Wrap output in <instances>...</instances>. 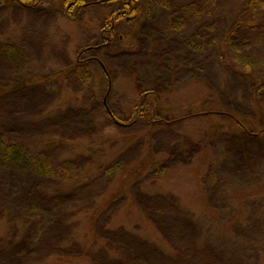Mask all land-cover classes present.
Instances as JSON below:
<instances>
[{
	"label": "rangeland",
	"instance_id": "obj_1",
	"mask_svg": "<svg viewBox=\"0 0 264 264\" xmlns=\"http://www.w3.org/2000/svg\"><path fill=\"white\" fill-rule=\"evenodd\" d=\"M236 2L152 0L143 17L132 23L134 38L86 51L104 42L101 7L87 6L67 14L61 0H40L33 6L0 1V140L8 136L20 143L15 156L0 151V210L35 221L32 225L20 222L7 231L0 264H42L43 260L34 259L44 250L43 230L60 214L68 217L77 213L89 201L95 205L97 194L111 176L87 179L84 185L79 182L71 187L74 192L66 189L83 162L77 148H87L85 133L90 127L115 138L134 135V140L126 137L132 145L123 150V165L138 156L148 142L163 158L171 150L183 152L191 140H200L208 117L188 119L172 127L150 122L142 115L128 122L131 107L139 99L135 83L143 90L158 83L166 90L175 89L165 94V114L189 112L193 103L199 102L198 90L210 85L221 90L211 88L215 93L210 96L220 109L240 114L250 126L260 122L264 109L258 106V99L263 97L258 98L257 86L245 73L256 75L264 87V5L258 8L254 22L245 23L232 41L224 42L229 28L227 9ZM92 57L104 61L115 75L110 93L109 79L100 63L86 61ZM31 79L34 82L28 83ZM148 101L150 106L151 96ZM75 104L87 109L73 111ZM108 104L125 121H115ZM76 134L82 139L68 144V138ZM119 143L115 139L112 147ZM208 143L212 159L216 158V167L206 179L209 214L217 212L219 222L214 231L209 230L204 216L208 211L195 205L193 193L199 195V190L192 177L179 175V166H171L173 154L168 175L160 177L164 191L156 194L157 190H146L140 195V206L149 218L191 258L170 254L163 259L151 253L154 246L111 226L108 222L121 199L101 212L98 225L105 227L100 229L99 239L117 248L129 247L133 253L123 252L130 256L128 264H264V242L259 238L264 229V185L258 186L262 194L254 192L256 196L242 202L249 210L247 203L252 201L253 214L245 213L231 232L228 229L238 206L237 191L253 192L249 181H264V138L227 129L211 132ZM155 177L149 176L154 182ZM43 191L52 195L45 198ZM255 197L261 201L254 202ZM177 200H183L184 205L178 206ZM77 217L80 219H68L71 241L86 227L84 214ZM160 240L159 235L162 244ZM97 244L80 264H127L116 261L109 250L97 248Z\"/></svg>",
	"mask_w": 264,
	"mask_h": 264
},
{
	"label": "trees",
	"instance_id": "obj_2",
	"mask_svg": "<svg viewBox=\"0 0 264 264\" xmlns=\"http://www.w3.org/2000/svg\"><path fill=\"white\" fill-rule=\"evenodd\" d=\"M0 1L2 3L12 1L26 6L37 5L40 2V0ZM61 1L63 6L66 8L65 11L67 14H71L72 12L75 13L77 10H84L87 6L92 5H97V7H101L104 10V12L102 11L104 20L103 27L101 29L104 42L98 49H95L98 51L104 46L110 45L115 41L124 43L127 38H134L135 34L132 32V23L137 18L143 17L148 8V2L152 0ZM172 1L189 4L199 0ZM211 1L212 0H210V2ZM262 5H264V0H237L236 3H233L229 9H227L228 14H226L225 19H227L229 23V28L226 32V40L224 42L232 41L235 33L242 25L254 22L258 17V8L260 9ZM119 29H121V31H119ZM94 58L95 57L86 59V61L94 60L100 63L107 78L109 79L107 93H110L113 85L112 80L115 75L106 66L104 61ZM80 61L82 60H78V63H81ZM245 75L248 76L257 86L258 98L263 97L262 100L258 99V106L263 110L264 87L259 85L258 78L253 73H245ZM33 82L34 79L28 80V83ZM135 84V90L139 93V99L138 103L135 104L133 108L131 107V118L128 122H134L138 115H142L150 122L157 121L161 122L163 126L172 127L178 125L179 123L184 124V122L188 119H202L208 117L206 121L207 124H205V128L203 127L204 132L200 134V140H191L189 143L186 142L188 145L184 148L183 152L180 151V153L175 154V152L171 150V152L167 153V155L163 158L157 154L153 145L148 142L147 146L138 156L128 161L126 165H123L122 160H120L122 158L121 155L123 154V150L132 145V141L129 144L130 146L128 145L129 140L126 137L132 136L133 138L134 135H120L115 138L110 135H101L100 131L98 132L96 127H90L91 129L85 133V139H88L89 142L88 146H86L87 148L83 150H79L77 148V151H80V158L83 159V162L79 166L80 168L77 175L70 178V184L66 189L70 190L71 187L75 186L79 182H82V185H84L86 184L85 180L87 179H92L94 181L98 179V176L100 175H107L111 177L103 191L97 194V199L96 201L94 200L95 205L89 201V203L84 205L83 209L77 213L74 212L68 217H65V214L67 213L60 214L59 217L53 221L52 226H48L47 229L43 230L42 233L46 232L44 238L41 240L43 244H45L43 245L44 250L41 251L42 253H38L36 259L34 260H43V262H41L42 264H67L71 263V261H76L80 264V260L83 257L87 256L89 252L91 254L93 245L97 242V248L107 249L113 257L116 258V261L122 260V263H127L126 260H129L130 256L123 254V252L133 253L129 247L117 248L110 243L104 242L98 237L100 229L105 227V225H98L101 212H103L111 203L120 199L122 200V204L116 210L113 218H110L108 222L111 226H115L116 229L122 232L125 231L130 233L132 237H134L133 239L138 240L140 243H144V245L154 246L151 248V253L160 256L163 259L171 256L170 254L183 259L191 258V256H186L185 251L181 247L167 239V236L164 233L165 231L160 230V226L153 222L149 218L147 211L140 206V195L146 190H157L156 194H161V192L164 191L162 190L164 189L163 182H160V180L161 178L163 179V177H166L169 173L168 170H170V167H168V165L171 161L172 154L175 156V162H173L171 166H179L177 168L179 175L183 173L191 176L195 186L198 187L199 195L198 193H193V196H195L194 200L196 201L195 205L197 208H201L202 205L203 210L208 211L204 214V216L208 218V225L210 227L209 230L214 231L213 228L219 226L217 212L209 214L211 208L210 203L207 200L208 187L206 179L210 177L209 175L214 170V167H216V163H214L216 158L212 159L211 157L212 146L208 143V137L211 132H222L227 129H234L237 131V129H239L241 132L264 138V114L262 113L258 124H253V126L248 125L240 114L220 109L218 105L212 101L210 96L214 91L211 90V88L214 89L215 92L216 90H221L217 87H210V85L209 87H205V90H198L196 99L199 98V102L198 104L193 103L195 107L191 104L192 108L188 109L190 110L189 112L187 110H183L179 113V115L170 113L165 114L164 100L167 97L165 94L168 95L169 91L172 92L175 89L166 90L161 87V83H158L150 90H143L140 84ZM177 93L178 90L174 93V95ZM150 96L152 97V102L149 106L148 99ZM208 102L210 105H208ZM81 105L82 104H75L73 111L78 108L87 109V107L84 108ZM106 106L111 117L115 121L119 123L125 121V119L121 118L114 110L110 109L109 104ZM69 108L66 107V110ZM80 139H82L81 135H73L68 138V144H71L72 141ZM115 139H119L120 143L118 146L112 147V143ZM185 140L188 141L187 138ZM19 146V142L15 141V139L9 138L8 136L3 137L0 140V151L7 150L12 156H15L18 153L20 148ZM151 174H155V182L151 181L149 178ZM249 183L251 184L250 188L254 189L253 192L243 193L244 189L238 190V186L237 189L234 190H238L236 193V200L238 199L236 203L238 202V206L234 207L235 216L232 223L228 226L229 232L232 231L230 229L235 224L238 225L246 214L250 215L255 211L253 210L254 205L251 203L252 201H248L247 203V206L249 204V210L243 205V203L250 199L252 195H255L254 192L262 194L259 192L260 187L258 186L264 185V181L250 180ZM70 191L74 192V188ZM50 195L52 194L44 192L41 196L46 198ZM172 199L174 200V198ZM181 201L177 200L176 204H179L178 206H180V203H183ZM253 201L256 202L261 200L260 198L255 197ZM256 212H260V210H256ZM79 213L84 214L86 227L80 237H74V241H71L69 237L72 235V230H70V228L67 229L68 219H80L77 217ZM62 215H64V217ZM213 215L215 219L213 218ZM16 217V214H12L9 210H0V250L3 248L5 242L4 235L8 234L7 231L10 230L11 227L18 225L20 222L25 225H32L34 221L30 220L31 218L28 217L25 219L19 216L18 218ZM50 231H52V233ZM260 232L261 234L259 238L262 242H264V229ZM159 235L162 244L158 241ZM97 240H100V243Z\"/></svg>",
	"mask_w": 264,
	"mask_h": 264
},
{
	"label": "flooded vegetation",
	"instance_id": "obj_3",
	"mask_svg": "<svg viewBox=\"0 0 264 264\" xmlns=\"http://www.w3.org/2000/svg\"><path fill=\"white\" fill-rule=\"evenodd\" d=\"M100 45H101V44H97V45H95V46H90V47L86 48L85 50H86V51H87V50H95V49H98V48L100 47ZM85 50H83V52H84Z\"/></svg>",
	"mask_w": 264,
	"mask_h": 264
}]
</instances>
